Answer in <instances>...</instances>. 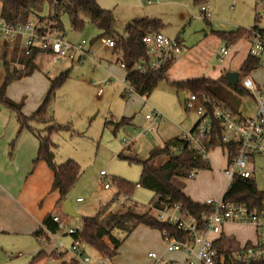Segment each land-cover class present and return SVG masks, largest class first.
<instances>
[{"label":"rangeland","instance_id":"1","mask_svg":"<svg viewBox=\"0 0 264 264\" xmlns=\"http://www.w3.org/2000/svg\"><path fill=\"white\" fill-rule=\"evenodd\" d=\"M97 1L101 7L113 11L117 21L115 29L120 35H126L127 24L135 18L143 15L159 17L166 25L163 32L171 38H183L189 52H192V48L201 39L207 38L205 47L209 49L208 55L212 51L217 53L222 45H226V41L223 40L220 45H216L215 40L220 38L216 32H233L240 28L253 27L256 24L258 9V0H209L207 4L213 11V20L208 23L201 15V6L195 5L192 0H154V4H147L145 0ZM185 2H188V5ZM139 6L140 8L147 6L149 14H141L143 13L141 9L135 8ZM136 10L139 11L138 14L135 13ZM50 11L51 6L46 5L39 14L47 17ZM61 20L66 40L72 42L87 40L93 44L95 56L85 62H78L70 58L53 61L49 55L40 54L36 60L38 67L35 72L13 81L8 86V96L17 103L23 101V112L31 116L43 102L52 81L62 72L71 69L69 78L57 90L54 100L48 107L46 118L49 121L32 123L33 128L42 135L47 134L48 125L54 123L63 125L62 130L52 133V139L56 144V161L61 164L73 159L81 167V175L68 194V199L72 201L79 217H70V222L81 226L82 217L96 215L101 206L109 203V211L123 212L133 208L140 212L151 211L156 215V211L149 206L154 197L152 190L137 186L131 198L122 195L118 197L114 178H125L138 184L143 169L142 162L149 157L150 151L176 134L189 132L198 121L199 115L195 109H187L182 103L180 91L170 83L172 80L161 81L150 97L134 92L123 79L126 70L117 62L118 56L113 53V49L104 45L102 39H98L100 31L91 21L86 23L83 30L76 31L68 14H63ZM262 23L264 24V20ZM193 61L197 62L194 58ZM214 66L215 69L220 67L217 63V54L210 64V67ZM250 75L256 82L264 84V57L261 66ZM4 77L5 70L0 67V86ZM100 88L103 89L101 95ZM240 104V112L244 115L257 111L251 95L240 98ZM154 107L161 111L163 119L153 122L156 128L154 132L145 134L143 130L151 123L146 119V115L150 114ZM123 117L131 120L125 125H120L118 122ZM20 130L21 125L16 111L2 105L0 184L8 189L9 185L14 190H18L20 186L22 189L27 177L42 162L35 163L39 137L34 130L27 128ZM127 139L132 141L129 147L124 144ZM226 156L225 148L216 147L209 158L212 167L194 172L186 179L185 188L192 199L204 202L210 196H218V199L223 197L228 180L219 171L218 166L226 164ZM165 159L161 157L154 162L161 164ZM102 170L107 174L103 176ZM44 174L46 178V173ZM263 176L264 168L257 169L255 179L260 189H264ZM105 182L110 183V188L105 187ZM32 187L35 188V185ZM58 193L50 188L41 201L42 207L56 205L60 198ZM27 200L34 203L32 192H27ZM58 205L63 210V202ZM13 214L17 219L29 220L18 211ZM226 232L240 240V244L255 238V229L249 224L226 226ZM57 239L64 245L60 249L63 251L61 253L67 251L68 254L58 259L50 257L32 263V258L39 251L51 252V248H56L58 242L52 239L51 245L45 246L42 240L30 232L0 233V264H60L64 261L70 263L74 259L70 258L73 237L65 230H61L57 233ZM167 245L168 241L161 232L143 224L124 241L118 254L112 259L103 258L95 248L86 246L87 253L91 256V261L87 264H158L156 258L149 256L150 252H156L164 264L173 259L184 258V254L170 251Z\"/></svg>","mask_w":264,"mask_h":264},{"label":"trees","instance_id":"2","mask_svg":"<svg viewBox=\"0 0 264 264\" xmlns=\"http://www.w3.org/2000/svg\"><path fill=\"white\" fill-rule=\"evenodd\" d=\"M195 5L203 6L209 0H192ZM51 6V11L47 17H51L58 25L60 30L64 32V26L61 20L63 14H68L72 27L76 31L83 30L88 21H91L100 34L98 39L111 38L115 41L114 49L122 50L121 62L127 70L126 82L131 86L134 92L150 97V95L158 87L163 80H169L164 71H153L141 73L134 69L137 62L147 57V45L143 38L149 33L160 32L165 27L162 19L156 17H142L128 23L125 32L126 35L117 33L116 18L110 9L100 6L97 0H0V15L8 22L13 24L25 23L31 17L38 16L45 19L41 13L45 6ZM202 17L210 23V20ZM256 24L249 28H240L237 31L226 32L218 31L217 35L221 40L226 41V46L235 45L242 38L254 40L257 37H264V27L260 25L261 18L256 14ZM8 49L5 51L7 57ZM42 53L40 50L34 51L31 55H24L20 58L21 65L13 66L11 60L6 58L4 70L5 77L0 86V108L6 105L16 111L18 121L22 129L34 130L39 137L38 156L35 163L45 161L54 173L52 189L57 190L60 195L59 204L68 199V194L77 183L81 175V167L79 163L73 159H69L61 164L56 161L55 147L56 144L52 139V133L58 132L64 128L63 125L54 123L46 126L47 134L42 135L33 128V122L47 123L46 118L48 107L54 100L57 90L63 86L69 78L71 69H68L58 75L53 81L49 92L45 96L43 102L33 113L28 116L23 112V101L15 102L8 96V86L15 80L32 75L37 69V57ZM261 57L253 54L248 55L247 59L240 68L241 79L247 77L251 72L261 66ZM180 92L189 91L199 96L207 95L214 98L220 103H224L232 110L238 112L240 105V96L251 95L244 87L242 80L238 84L232 85L224 73L219 79L213 80L208 77L193 78L186 81H170ZM127 90V89H126ZM52 120V118H50ZM131 118L123 117L118 123L125 125L129 123ZM196 126V125H195ZM195 128V127H194ZM191 129V130H194ZM20 130V131H21ZM37 131V132H36ZM207 148L212 152L216 147H225L223 141V130L216 127L215 133L207 140ZM173 148L181 149L178 153ZM230 156L235 154L236 148L232 144H227ZM167 156V160L161 164H156L154 160ZM143 169L138 184H135L125 178H114V182L118 188V197L124 196L131 198L136 187H146L154 192L151 200V209H162L166 205L180 204L183 209L194 216L200 225H205V215L211 211V207L203 202L194 201L184 191L185 184L180 181L181 178H189L194 172L210 169L211 162L209 157L189 146L188 142L181 136L173 137L163 144V146L154 147L149 157L142 162ZM224 199L228 201H243L252 208H264V189H260L256 180L251 178L235 177L232 184L226 190ZM110 203L101 206L99 212L94 216L82 217L83 226L80 233L75 239H79L85 246L95 248L103 258H113L118 254L120 246L141 224L158 229L162 234L164 231L173 233L181 239L190 236V233L181 232L177 226L167 222L160 221L151 211L140 212L130 208L123 212L109 211ZM66 214L63 210L62 212ZM44 227L56 233L59 231L57 224L53 221V214H48L42 225L34 234L38 237L43 234ZM106 239H109L107 241ZM220 251L235 250L239 247L236 238L230 237L225 233L217 242ZM65 254H58L57 251L48 252L46 250L39 251L33 258L32 263L44 260L45 258H62ZM62 262L60 264H66ZM67 264H80L74 258ZM242 264H264V259L245 262Z\"/></svg>","mask_w":264,"mask_h":264},{"label":"built area","instance_id":"3","mask_svg":"<svg viewBox=\"0 0 264 264\" xmlns=\"http://www.w3.org/2000/svg\"><path fill=\"white\" fill-rule=\"evenodd\" d=\"M153 3L154 0H148ZM257 13L264 20V0H258ZM202 12L209 19L211 14L207 5H203ZM106 47H115V41L111 38L102 39ZM147 45V57L136 63L134 69L141 73L164 71L168 72L171 65L184 51L181 40L171 38L163 32L149 33L143 38ZM8 49L7 57L13 66H20V58L31 55L40 50L41 54L49 55L53 61L62 58H70L72 61L85 62L95 56L93 44L83 39L78 42L66 40L64 33L57 23L51 18H30L25 23L13 24L0 15V67L5 66V51ZM230 52V46L221 48L220 62ZM251 52L262 56L264 52V37L252 40ZM123 65V64H122ZM124 66V65H123ZM244 87L254 98L257 111L244 115L242 112L234 111L224 103L216 101L207 95L199 96L189 92L185 98L187 109H195L199 115L194 130L183 133L181 137L186 140L192 148L209 157L207 140L215 133L216 127L223 130V141L226 146L228 163L224 169V175L228 180L227 189L235 177L255 179L257 169L264 168V89L259 88L255 81L247 76L241 79ZM99 93H103L100 88ZM151 121L143 132L145 134L156 130L154 121L163 119V114L157 108L146 115ZM132 141L126 140L125 146L129 147ZM227 144L235 146V154L231 157ZM181 149L173 148L175 153ZM104 176L107 173L102 170ZM264 182V176L262 177ZM257 182V181H256ZM109 188L110 183L105 182ZM139 186V185H138ZM226 189V190H227ZM78 200H82L79 198ZM204 204L211 207V211L205 215V225L199 224L198 220L182 208L180 204L166 205L162 209H154L156 217L163 222L177 226L181 232L190 233V236L181 239L173 233L164 231L162 236L168 241L170 251L181 252L185 255L182 261H167L165 264H242L254 260L264 259V208H252L243 201H228L223 198H207ZM53 221L57 224L60 232H65L73 237L72 252L79 263L87 264L91 261L86 246L74 236L80 233L83 226L70 222L68 216L56 212ZM228 224H249L255 229V239L244 244L239 243L235 250L220 251L217 242L225 231ZM44 227L43 234L38 236L45 246H50L52 239L58 244V249L64 247L57 233ZM63 252V251H61ZM150 257L156 258L158 264H164L156 252H150Z\"/></svg>","mask_w":264,"mask_h":264},{"label":"crops","instance_id":"4","mask_svg":"<svg viewBox=\"0 0 264 264\" xmlns=\"http://www.w3.org/2000/svg\"><path fill=\"white\" fill-rule=\"evenodd\" d=\"M145 1L147 4H154L155 3V2L149 3L148 0H145ZM185 4L188 5V2H185ZM135 8L141 9V12H143L141 14H145V15L149 14V13H147L148 12L147 6H141V8L139 6V7H135ZM207 8L211 14L209 20H210V22H212L213 11L211 10V6H209L208 4H207ZM138 12L139 11L136 10L135 13L138 14ZM134 16H141V15H134ZM143 17H144V15H143ZM145 17H149V16H145ZM140 18H142V17H140ZM151 18H153V17H151ZM156 18H159V17H156ZM135 19H139V18H135ZM135 19H133V20H135ZM260 25L262 27H264V24L262 22L260 23ZM165 27H166V25H165ZM163 29H161V32H163ZM179 39L181 40V42L184 46V51L180 54V56L177 58V60L174 61V63L171 65L168 72L166 73V77L172 81H186L189 79L199 78V77H204V76L211 78L213 80H217L226 72H229V71H239L240 72V68L243 65V63L245 62V60L247 59L248 55L251 53V47H252V40H249L247 38H242L235 45L230 46V52L227 54V56H225L223 61L220 62V60H219L220 52H221V48L224 45H222L220 47V49L217 51V53L212 51L208 55L209 49L207 47H205L206 42H207V38L201 39L192 48V52H189V50L186 46V41L183 38H179ZM184 41H185V43H184ZM215 41H216V45L221 44L220 38H217ZM108 48H111V47H108ZM111 49H113V53L118 56L117 62H119L121 67H123L126 70V68L122 65V62H121V58L123 56L122 50H120V49L114 50V48H111ZM215 54H217V63H218V65H220V67L218 69H215L216 65L213 68L210 67L212 58L215 56ZM192 57L197 62H194ZM263 57H264V52L261 56V59H263ZM126 75H127V70L125 73V77L123 78L125 82H126ZM249 77H251V75H249ZM252 79L254 80V78H252ZM240 80H241V75H240ZM255 83L259 86V88L264 89V84L258 83L256 81H255ZM182 92H185L186 97H187L189 91H181L180 94ZM99 94L101 95L102 93H99ZM242 97L243 96H240V98H242ZM240 105H239L238 111H240ZM256 108H257V106H256ZM148 121H150V120H148ZM154 122H157V121H154ZM195 125H194V127H195ZM182 134L183 133L176 134V135L170 137L169 139L176 137V136H181ZM169 139H166L165 141H167ZM165 141H164V143H165ZM163 144H161L160 146H163ZM37 148H39V144H37ZM31 152H32V150H31ZM210 155H211V152L209 154V158H210ZM164 158H166V157H163V159ZM165 160H167V158ZM227 163H228V156H226V164L224 166H218L219 171L223 175H224V169H225ZM45 165H47L45 161H42L38 164V166L35 168V170L25 180V182H24L25 184H24L22 189L20 188L21 187L20 186L18 188V190H16V189L14 190V188L12 189L7 184L9 187V189H8L7 187H4L3 185L0 184V233L19 234L22 232H30V233L34 234V232L36 230H38L39 227L42 225L44 218L48 214H50V213L54 214V212L56 213L57 211H61V213L63 212L64 209L61 210L59 205H58L59 200L56 201L57 203L53 207H49V206L42 207L43 204L41 201L43 200L44 196L49 192L50 188L52 190V184H53V180H54L53 171L50 169V167L45 166ZM46 167H48V168H46ZM211 167H212V163H211ZM200 171H202V170H200ZM44 173H46V178H45ZM186 179L187 178H181V180L184 182L185 185L187 184ZM41 183H43L42 187H41ZM32 185H35V188L32 187ZM226 189H227V186H226ZM226 189H225V192H226ZM28 191L33 193L34 203L29 202L27 200V192ZM184 191L186 192V194H188L191 197L190 193L186 191V188H184ZM57 193H58V191H57ZM216 194H219V193L216 192ZM224 195H225V193L223 194V196ZM208 198L218 199L219 197L218 196H215V197L210 196ZM194 201H196V200H194ZM198 202H203V201H198ZM17 211L22 213L23 215L27 216L29 218V220L25 221V220L17 219L16 217H14L13 213H15ZM233 225H235V224H228L226 226H233ZM142 226H143V224L139 225L137 227V229L139 227H142ZM226 226H225L224 233L230 237H234L233 235H230L228 232H226ZM248 241H250V240H248ZM238 242L240 243L241 241L238 240ZM51 251H57V253L58 252L61 253L62 250L52 247ZM66 253L68 254L67 251L64 252V254H66ZM179 253H181V252H179ZM181 254H183V253H181ZM70 258L71 259L74 258L73 252H72V255L70 256ZM184 258H185V256H184ZM184 258L183 259H180V258L179 259H173V260L171 259V260L172 261H182V260H184ZM100 260H102V257H100Z\"/></svg>","mask_w":264,"mask_h":264},{"label":"water","instance_id":"5","mask_svg":"<svg viewBox=\"0 0 264 264\" xmlns=\"http://www.w3.org/2000/svg\"><path fill=\"white\" fill-rule=\"evenodd\" d=\"M226 75H227V79H228L230 84L236 85L239 83V81H240V72L239 71H229L226 73ZM180 96H181L182 103L185 104V98H186L185 92H182L180 94ZM63 209H64V212L66 214H68L70 217H79V214L74 209L71 200L67 199L66 201H64Z\"/></svg>","mask_w":264,"mask_h":264}]
</instances>
